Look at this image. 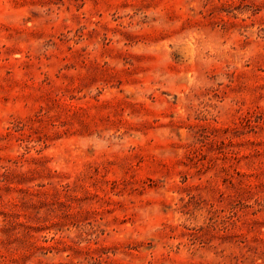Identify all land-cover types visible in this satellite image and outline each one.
I'll use <instances>...</instances> for the list:
<instances>
[{"label":"rangeland","instance_id":"374dc122","mask_svg":"<svg viewBox=\"0 0 264 264\" xmlns=\"http://www.w3.org/2000/svg\"><path fill=\"white\" fill-rule=\"evenodd\" d=\"M0 264H264V0H0Z\"/></svg>","mask_w":264,"mask_h":264}]
</instances>
